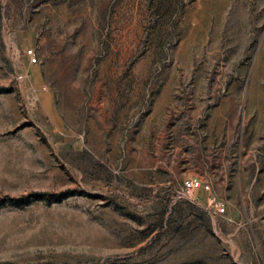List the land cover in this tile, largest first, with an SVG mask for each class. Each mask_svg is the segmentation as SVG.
<instances>
[{
  "label": "rangeland",
  "instance_id": "374dc122",
  "mask_svg": "<svg viewBox=\"0 0 264 264\" xmlns=\"http://www.w3.org/2000/svg\"><path fill=\"white\" fill-rule=\"evenodd\" d=\"M0 264H264V0H0Z\"/></svg>",
  "mask_w": 264,
  "mask_h": 264
},
{
  "label": "built area",
  "instance_id": "2783aa9c",
  "mask_svg": "<svg viewBox=\"0 0 264 264\" xmlns=\"http://www.w3.org/2000/svg\"><path fill=\"white\" fill-rule=\"evenodd\" d=\"M26 53L32 63L37 62V57L32 48L26 50ZM199 190L211 192L213 190V183L210 180L204 181L199 177L187 178L184 180L183 185L179 191V197L191 200ZM211 202L215 205V212L217 214H223L226 211L224 202L217 200L216 197H212Z\"/></svg>",
  "mask_w": 264,
  "mask_h": 264
}]
</instances>
